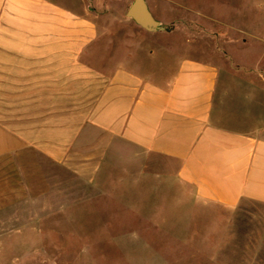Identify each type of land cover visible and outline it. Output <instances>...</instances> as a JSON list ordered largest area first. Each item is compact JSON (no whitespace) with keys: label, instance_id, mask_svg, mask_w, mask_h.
Masks as SVG:
<instances>
[{"label":"crops","instance_id":"0c3cea01","mask_svg":"<svg viewBox=\"0 0 264 264\" xmlns=\"http://www.w3.org/2000/svg\"><path fill=\"white\" fill-rule=\"evenodd\" d=\"M243 4L242 14L233 8L236 19L251 6L263 17L262 2ZM153 19L161 31L152 34L182 29L177 17ZM230 20L196 14L194 34L214 36L219 54L184 58L172 78L154 83L120 61L92 60L98 34L85 13L56 0H0V160L17 169L0 175V212L9 214L0 218V239L25 226L12 212H54L64 203L124 197L131 186L155 191L156 181L171 179L213 208V227L226 228L227 243L237 245L231 261L264 264V62L221 56L227 45H264V28L251 32ZM49 165L56 171L44 170ZM114 170L119 177L111 178ZM246 203L263 211L261 219L220 215Z\"/></svg>","mask_w":264,"mask_h":264},{"label":"rangeland","instance_id":"374dc122","mask_svg":"<svg viewBox=\"0 0 264 264\" xmlns=\"http://www.w3.org/2000/svg\"><path fill=\"white\" fill-rule=\"evenodd\" d=\"M56 1L91 18L98 34L92 43L97 49V53L92 56L93 61H120L154 83L172 78L184 58L211 59L219 54L213 50L218 43L214 36L194 34L196 14H213L231 19L230 22L237 27H244L246 23L251 32L264 28V0H250L252 5L257 6L262 2L263 17H259V12L256 14L253 8L255 6H251L252 10H246L249 11L246 19L244 16L236 19L233 10L234 6L239 7V12L244 13L245 0H241L242 3L236 0L234 4L233 0H145L154 18L177 17L173 21L182 22V29L171 35L148 33L126 20L125 13L134 0ZM184 7L187 10L182 9ZM205 27L211 29L212 25L205 24ZM228 40L225 37V41ZM251 42L250 46L257 45V42ZM262 46L248 50L221 46V53L224 54L221 56L225 60L233 58L240 64L256 65L259 60L264 62ZM113 49H118V53ZM123 49L131 52L123 53ZM45 167L47 169L44 170L49 173L56 171L51 165ZM5 171L17 169L1 159L0 175ZM57 172L62 177L65 169L60 167ZM117 176L114 170L111 178ZM112 180L106 188H111L113 195L117 189H112L115 182ZM42 182L30 181L35 185ZM166 182L168 186L156 181L155 191L141 184L136 189L131 186L125 191L129 193L124 197L109 195L92 201H81L74 206L64 203L54 212H12L11 219H25V226L12 227L2 235L0 264H201L197 258L201 253L205 255L203 264L235 263L231 258L235 254L233 248L237 245L227 243V237H224L228 235L226 228L220 225L213 227L216 219L211 211L213 208L196 201L191 195L186 196L185 189H179L174 180ZM82 190L77 191V198L83 196ZM226 212L221 211L220 215L242 219L245 214L252 220L261 219L259 214L263 213L258 206L248 203L241 205L236 212ZM239 213L240 216H235ZM8 217V213L4 217V213L0 212V218ZM254 230L260 232V228ZM212 236H220V243H208L207 239ZM235 261V264L240 263Z\"/></svg>","mask_w":264,"mask_h":264},{"label":"water","instance_id":"95a60500","mask_svg":"<svg viewBox=\"0 0 264 264\" xmlns=\"http://www.w3.org/2000/svg\"><path fill=\"white\" fill-rule=\"evenodd\" d=\"M125 19L147 32L161 31L160 23L153 19L145 0H134L125 13Z\"/></svg>","mask_w":264,"mask_h":264},{"label":"flooded vegetation","instance_id":"af4514ba","mask_svg":"<svg viewBox=\"0 0 264 264\" xmlns=\"http://www.w3.org/2000/svg\"><path fill=\"white\" fill-rule=\"evenodd\" d=\"M163 31H166V30H163ZM168 31V30H167Z\"/></svg>","mask_w":264,"mask_h":264}]
</instances>
